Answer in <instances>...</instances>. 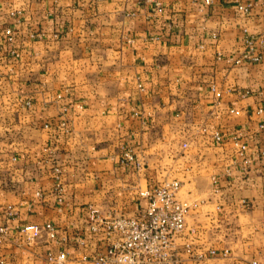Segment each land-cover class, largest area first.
I'll list each match as a JSON object with an SVG mask.
<instances>
[{
  "label": "crops",
  "instance_id": "obj_1",
  "mask_svg": "<svg viewBox=\"0 0 264 264\" xmlns=\"http://www.w3.org/2000/svg\"><path fill=\"white\" fill-rule=\"evenodd\" d=\"M263 89L260 0H0V264L93 256L90 207L140 213L170 179L196 231L177 264H264V156L234 147L264 144ZM47 222L28 245L20 228Z\"/></svg>",
  "mask_w": 264,
  "mask_h": 264
},
{
  "label": "built area",
  "instance_id": "obj_2",
  "mask_svg": "<svg viewBox=\"0 0 264 264\" xmlns=\"http://www.w3.org/2000/svg\"><path fill=\"white\" fill-rule=\"evenodd\" d=\"M101 1V0H96ZM210 3L211 0H205ZM264 12V0H260ZM252 3L239 4L237 8L243 12L251 9ZM6 40L10 45L14 42L13 33L10 28L5 31ZM248 44L252 43L251 38H247ZM256 61L259 54L250 48L241 59ZM264 92V89H263ZM245 93H248L246 91ZM28 104V102L26 101ZM259 113H264L260 107ZM264 125L260 124L262 128ZM215 141L221 140L219 132L213 134ZM184 148L187 142L182 144ZM234 147L236 154L245 163L251 161L248 155L264 156V144L250 148L244 141L235 138ZM134 155L129 148L123 151V160L131 161ZM138 167L140 163L137 162ZM54 172L59 175L60 169L54 167ZM180 182L177 179L163 180L153 188L140 191V196L148 199L147 206L140 213L135 215H104L98 210L90 207L87 218L88 227L92 235L104 237L107 245L104 250L98 251L93 256L81 255L75 259L76 264H177L179 254L177 249V239L184 233L186 228V216L189 213L190 205L178 197ZM8 215L15 213L8 208ZM6 231L5 226H0V235ZM24 234L28 245L34 244L37 240L46 235L49 240L55 238V227L52 223L43 225L28 224L20 228ZM184 250L191 251V244L184 243ZM214 253V250H210ZM48 264H67L70 259L63 249L57 251L48 250L46 254Z\"/></svg>",
  "mask_w": 264,
  "mask_h": 264
},
{
  "label": "rangeland",
  "instance_id": "obj_3",
  "mask_svg": "<svg viewBox=\"0 0 264 264\" xmlns=\"http://www.w3.org/2000/svg\"><path fill=\"white\" fill-rule=\"evenodd\" d=\"M188 214H189V213H188ZM134 215H135V214H134ZM186 217H187V216H186ZM186 228H187V225H186ZM186 228H185L184 231H186V230L189 231V232L193 235V237H195L194 234H196V231L193 230V232H192L191 229H188V228L186 229ZM183 234H184V233H183ZM183 234L181 235L182 238H184V237H183V236H184ZM226 236H227V235H226ZM183 240H184V239H183ZM188 241H189V240H188ZM188 241L181 242V243L177 241V249H178L179 257H180V253H182V252L185 251V250H184V243H186V242H188ZM189 243H190V242H189Z\"/></svg>",
  "mask_w": 264,
  "mask_h": 264
}]
</instances>
